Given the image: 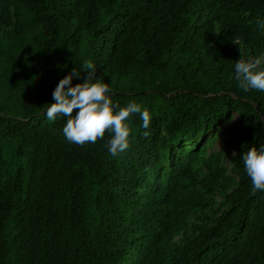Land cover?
Here are the masks:
<instances>
[{"label":"trees","instance_id":"obj_1","mask_svg":"<svg viewBox=\"0 0 264 264\" xmlns=\"http://www.w3.org/2000/svg\"><path fill=\"white\" fill-rule=\"evenodd\" d=\"M258 21L264 0H0V264H264L243 162L264 145V91L235 79L264 56ZM85 61L150 114L117 156L110 132L78 145L47 119Z\"/></svg>","mask_w":264,"mask_h":264},{"label":"clouds","instance_id":"obj_2","mask_svg":"<svg viewBox=\"0 0 264 264\" xmlns=\"http://www.w3.org/2000/svg\"><path fill=\"white\" fill-rule=\"evenodd\" d=\"M264 28V21H258ZM264 56L259 58H240L235 63V79L239 87L247 92L250 89L264 91ZM84 72L88 78L73 86L74 78L81 74L73 68L72 72L62 78L52 93L54 103L46 110L49 121H55L57 116L67 118L63 134L69 142L84 145L96 143L103 139L106 132L111 138L107 141L108 152L117 156L130 147L131 117L140 114L143 127L150 125V114L147 109L142 111L141 105L130 102L126 107H118L111 99L112 88L102 78L95 75V66L85 61ZM74 110L75 115H74ZM144 135L147 137L148 132ZM247 175L252 181V193L264 191V145L259 150L253 147L243 155Z\"/></svg>","mask_w":264,"mask_h":264},{"label":"rangeland","instance_id":"obj_3","mask_svg":"<svg viewBox=\"0 0 264 264\" xmlns=\"http://www.w3.org/2000/svg\"><path fill=\"white\" fill-rule=\"evenodd\" d=\"M227 130H228V129L223 130V133H224L223 135H224L225 139H228V140L231 141L232 139H231V137L228 135ZM220 146H221V140H218L214 148L217 150V149H219ZM234 151H235V148L233 147L232 150H231V153H233Z\"/></svg>","mask_w":264,"mask_h":264},{"label":"water","instance_id":"obj_4","mask_svg":"<svg viewBox=\"0 0 264 264\" xmlns=\"http://www.w3.org/2000/svg\"><path fill=\"white\" fill-rule=\"evenodd\" d=\"M113 94H115V93H113Z\"/></svg>","mask_w":264,"mask_h":264}]
</instances>
